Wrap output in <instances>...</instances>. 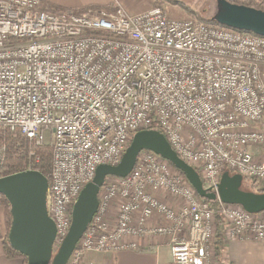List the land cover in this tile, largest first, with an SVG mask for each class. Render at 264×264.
Returning <instances> with one entry per match:
<instances>
[{"label": "built area", "instance_id": "1", "mask_svg": "<svg viewBox=\"0 0 264 264\" xmlns=\"http://www.w3.org/2000/svg\"><path fill=\"white\" fill-rule=\"evenodd\" d=\"M1 129L34 147L21 171L37 170L39 150L51 146L54 246L97 167L118 164L141 130L161 131L206 187L217 190L230 171L264 192V160L254 156L264 146V36L175 19L164 6L132 13L113 0L107 8L54 13L43 0H0ZM5 160L6 144L0 170ZM109 177L67 264H81L88 251L137 249L147 235L167 238L173 264H216L218 214L225 238L264 242V211L221 201L212 208L152 151H142L126 177ZM161 191L182 204L158 197ZM118 196L110 224L106 210Z\"/></svg>", "mask_w": 264, "mask_h": 264}, {"label": "water", "instance_id": "2", "mask_svg": "<svg viewBox=\"0 0 264 264\" xmlns=\"http://www.w3.org/2000/svg\"><path fill=\"white\" fill-rule=\"evenodd\" d=\"M211 21L264 36V10L255 7L217 0V12ZM142 151H152L180 170L201 198L240 205L250 213L264 211V192L244 190L241 174L225 171L217 190L206 187L200 173L178 155L161 131L146 129L134 134L118 164L97 167L94 179L86 184L73 205L70 229L57 251L56 225L47 208L49 179L38 170L0 177V195L10 205V245L27 258L26 264H67L98 210L100 190L107 178L129 175Z\"/></svg>", "mask_w": 264, "mask_h": 264}, {"label": "crops", "instance_id": "3", "mask_svg": "<svg viewBox=\"0 0 264 264\" xmlns=\"http://www.w3.org/2000/svg\"><path fill=\"white\" fill-rule=\"evenodd\" d=\"M55 6L69 9H87L90 7L107 8L113 0H43ZM134 0H120V3L129 12L144 10V7L135 9ZM156 219V218H155ZM4 218L0 208V264H26L24 258H10L5 254L3 239L6 233ZM151 220L149 224H153ZM225 238V237H224ZM137 249L119 251L99 250L88 251L81 264H173L171 248L167 238L147 235L138 239ZM225 260L228 264H264V242L259 240H240L225 238ZM216 264H219L218 262Z\"/></svg>", "mask_w": 264, "mask_h": 264}, {"label": "trees", "instance_id": "4", "mask_svg": "<svg viewBox=\"0 0 264 264\" xmlns=\"http://www.w3.org/2000/svg\"><path fill=\"white\" fill-rule=\"evenodd\" d=\"M166 1L170 2L171 0H166ZM228 1L235 3V4H242L239 2V0H228ZM249 1L250 2L246 4L244 3V5H248L251 7L258 8V9H263L256 2H254V0H249ZM172 2L177 3L178 0H174ZM45 5H46L47 10L54 12V13H64L67 11L80 12L83 10V9L62 8V7L55 6L52 3H45ZM206 21L213 22L211 21V19L206 20ZM213 23H216V22H213ZM1 131L8 132L7 135L4 136L5 137L4 140H2L3 138L0 136V142L5 141L7 143L6 160L0 170L1 176H8V175L20 172L21 170L27 169L30 164L29 155L31 151V146L29 145L28 140L24 138L23 136L11 133L8 130L1 129L0 132ZM14 135L17 137H15ZM33 168L37 169L43 175H45L47 178L50 179L51 170H52V152L50 153L48 149L43 150L41 152L40 161L37 164H35ZM179 172L182 173L180 170ZM242 188L244 190H253V188H251L249 182L246 179H243ZM0 199L2 200L3 205L6 208H10V205L7 199L5 198V196L0 195ZM210 204L212 208H215V209L218 208V202H210ZM217 223H218V231H217V236H216V241H215L216 259L219 264H228L227 261L225 260V238H224L225 221L221 218L219 214H218ZM8 234H9V229L7 230L5 234L7 236L6 237L4 236V239H3L5 254L10 258L22 257L27 263V258L21 253H19L17 250H15L10 245L9 240H8Z\"/></svg>", "mask_w": 264, "mask_h": 264}, {"label": "rangeland", "instance_id": "5", "mask_svg": "<svg viewBox=\"0 0 264 264\" xmlns=\"http://www.w3.org/2000/svg\"><path fill=\"white\" fill-rule=\"evenodd\" d=\"M174 0L166 1V0H134L133 1V6L135 9L144 7L146 5L145 9L154 7V6H164L166 7L169 16L175 19H185V18H194L198 20H209L211 19L215 13L217 12V0H178V2H172ZM241 5H244V3L250 2L249 0H239ZM261 8V10H264V0H254ZM248 6V5H246ZM251 7V6H250ZM258 9V8H257ZM86 10V9H83ZM82 10V11H83ZM127 10V9H126ZM8 132L6 131H1L0 136L3 138L2 140L5 139V135H7ZM15 136V135H14ZM17 137V136H15ZM7 145L5 141L0 142V148L2 145ZM31 150H34V147L30 144ZM48 149V151L51 153V146L49 144H46L43 146V150ZM40 151V156H41V149ZM254 156L258 161L264 160V146H259L258 148L254 149ZM179 171V170H178ZM1 175V174H0ZM109 180H112V178H108ZM106 193V188L102 189V192L100 193V197L102 194V197ZM158 197L165 199L168 201L170 204L174 206H180L182 204V201L178 200L176 197L173 195L166 193V192H160L158 194ZM122 202V198L120 196L115 197L109 204L106 214L108 217V221L110 224L116 223L117 222V217H118V211L120 208V204ZM0 208L2 210L3 218H4V226L6 228V232L11 227V213H10V208H6L3 205L2 200L0 199ZM217 220H218V215H216ZM160 221V220H159ZM6 234V233H5ZM7 235H5L6 237ZM59 246H54V251H57ZM217 261V259H216ZM218 262V261H217ZM216 262V263H217Z\"/></svg>", "mask_w": 264, "mask_h": 264}]
</instances>
